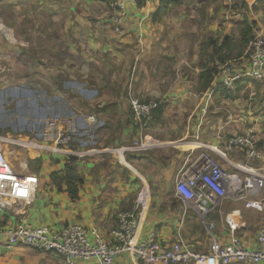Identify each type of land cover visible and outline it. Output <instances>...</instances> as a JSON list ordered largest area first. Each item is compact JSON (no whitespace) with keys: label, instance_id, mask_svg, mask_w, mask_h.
<instances>
[{"label":"crops","instance_id":"0c3cea01","mask_svg":"<svg viewBox=\"0 0 264 264\" xmlns=\"http://www.w3.org/2000/svg\"><path fill=\"white\" fill-rule=\"evenodd\" d=\"M110 2L0 0V26L27 33L24 42L31 49L40 45L50 49L55 38L65 50L87 58L88 74L82 77L104 80L90 86L79 83L84 86L82 95L87 94L93 102L88 105L92 109L86 113L71 110L70 117L62 121L63 129L76 135V149L71 148L75 143L63 145L57 137L49 146L62 145L66 154L45 146L35 150L31 160L40 157L39 182L32 203L26 207L27 217L34 226L53 231L78 224L90 238L96 235L111 243L116 213L134 210L141 189L143 207L140 211L137 208L141 239L154 235L166 246L176 240L178 231L191 249L207 252L206 231L197 212L186 208L175 194L174 180L180 168L209 150L224 169L240 177L245 167L264 172V83L241 80L233 98L217 86L221 67L237 72L248 65L249 45L241 40L244 19L251 24L255 38H264V0H179L169 4L162 17L158 12L161 0H141L137 6H126L120 33L111 25ZM36 15L45 18L44 24L40 25ZM37 33L44 34V43L35 41ZM6 42L1 34L0 43ZM211 65H216L217 73L205 85L202 75ZM128 85L141 100L158 102L153 119L145 125L138 126L132 118L124 94ZM57 127L51 121V131ZM249 131L255 133L260 154L253 160L240 148L227 146L230 137ZM139 136L157 144L141 153L116 150ZM66 166L75 167L74 198L64 182L58 186L50 178L53 172L65 174ZM253 198L262 199L257 195ZM231 210L241 214L238 235L242 243L253 245L263 224L255 229L263 219L240 199L228 198L211 209L208 219L214 223V234L221 243L228 241L224 216ZM2 214L3 225L15 223L11 211ZM75 262L89 264L83 259ZM0 264L65 263L56 252L15 246L0 248ZM113 264L145 263L122 253Z\"/></svg>","mask_w":264,"mask_h":264},{"label":"built area","instance_id":"2783aa9c","mask_svg":"<svg viewBox=\"0 0 264 264\" xmlns=\"http://www.w3.org/2000/svg\"><path fill=\"white\" fill-rule=\"evenodd\" d=\"M140 1L111 0V22L116 33L121 32L124 24L126 6H137ZM219 76L217 86L233 95L241 80L264 81V38L257 37L252 41L248 65L245 68L231 72L228 66L221 67ZM125 97L134 122L141 126L153 119L158 102L141 100L131 85L126 87ZM9 136L0 135V218L4 211H11L15 215V223L12 226H0V248L11 249L24 245L35 250L53 251L62 256L65 264H77V259L86 260L89 264H113L117 255L122 253L145 264H264V224L258 229L254 244L245 246L238 235L241 228L239 210H231L224 216L228 234L225 244L214 234V223L208 219L211 209L228 198L244 201L246 208L264 210V198H253L264 187V172L261 170L245 167V174L240 177L224 169L209 150L201 152L195 160L185 164L177 172L174 180L175 194L186 208L197 212L199 222L209 238L207 252L191 249L178 231L176 240L166 246L160 244L154 235L141 239L137 232L140 215L136 216L134 210H121L116 213L117 223L111 230L112 242L107 243L96 235L90 238L87 231L78 224H68L53 231L45 226H34L29 221L26 207L33 201L39 178L29 170L18 172L10 164L3 152V145H26ZM156 144L153 139L139 136L130 144L116 150L121 153H141ZM32 146L35 150L43 147L36 142ZM227 146L240 148L248 160L260 157L252 131L230 137ZM62 150L57 146L51 148L53 152ZM143 200L144 193L141 191L136 207L140 206L142 209Z\"/></svg>","mask_w":264,"mask_h":264},{"label":"rangeland","instance_id":"374dc122","mask_svg":"<svg viewBox=\"0 0 264 264\" xmlns=\"http://www.w3.org/2000/svg\"><path fill=\"white\" fill-rule=\"evenodd\" d=\"M36 16V19L40 20V25L44 24L45 18ZM10 18L13 17L10 16ZM51 25L55 26L56 23L53 22ZM0 33L7 40L3 45L0 43V134L10 135L9 137L14 140H18V137H25L32 143L42 144L47 147V150L52 147L49 144L55 143V138L59 137L56 140L61 144L73 145L75 143L71 147L75 150L76 135L71 133L68 128L64 130L62 121L70 117L71 110L75 113L76 110L85 113L91 110L92 108H89L88 105L93 102L88 99L87 94L82 95L81 88L92 84L97 85L98 82L103 84L104 80L92 81L82 77V74H88V64L84 61L87 58L65 50V47L55 38H53L50 49L45 50L42 45L31 49L24 42L28 39L27 33L12 32L2 25ZM34 36L38 44L44 43V34L41 36L37 33ZM56 36L59 37V33ZM46 41L51 43L49 39ZM79 83H83L84 86ZM223 91L228 97H235L226 90ZM51 121L55 126H59L52 131H50ZM74 121H76V117H74ZM60 124L62 125L60 126ZM253 134L255 133L253 132ZM27 147V145L10 144L8 145L10 153L6 156L18 172L29 170L37 173L40 159L32 161L36 151L35 149L31 150L35 153L32 155ZM58 152L67 153L64 150ZM71 152L75 155L80 154ZM73 170L75 172V167ZM140 193L141 189L135 198L136 216L139 215L137 208L139 211L141 210L140 206L136 207V200ZM257 197L264 198V187ZM256 212L261 214L259 217L263 220L256 229L254 228L255 230L264 224V210ZM101 239L105 241L103 237Z\"/></svg>","mask_w":264,"mask_h":264},{"label":"trees","instance_id":"16d2710c","mask_svg":"<svg viewBox=\"0 0 264 264\" xmlns=\"http://www.w3.org/2000/svg\"><path fill=\"white\" fill-rule=\"evenodd\" d=\"M161 1H162V5L160 6V8L158 10V12H160V17H162V15H164L166 13L169 4L176 3L179 0H161ZM254 39H255V36L252 35V26L246 19H244V24L241 27V40H242V42H245L247 44V46L249 45V49H247V57L249 56V54L251 52V43H252V41ZM224 65H226V63ZM216 73H217L216 65H213V66L211 65V66H208V67L205 68V70L203 72L204 76L202 75V77H204V79H206V84L205 85H208L209 82L212 81L213 76ZM245 80L252 81L250 79H244V81ZM253 82H256L258 84L259 83H264V81H253ZM137 125L139 126L138 123H137ZM60 147H63V146H60ZM68 158H70V160H73V161L76 159L73 156H68ZM37 159H40V157L39 158H35V160H37ZM65 171H66V173L63 174V175H59L58 173L53 172L50 175V178H51L52 182L56 183V185H58V186H60V184L62 182H64L65 185L67 186V191L74 198L75 195H76V185H77V183H76V181L74 179L73 166H66ZM2 215H1V218H0V226H6V225H3L5 223V221H3L4 218L2 217ZM188 264H191V263H188Z\"/></svg>","mask_w":264,"mask_h":264},{"label":"bare ground","instance_id":"6f19581e","mask_svg":"<svg viewBox=\"0 0 264 264\" xmlns=\"http://www.w3.org/2000/svg\"><path fill=\"white\" fill-rule=\"evenodd\" d=\"M55 128V127H54ZM48 131V130H47ZM51 131V130H50ZM18 140H20L21 142H24L28 147V149L30 150V153L32 154V155H34L35 153H33L31 150H33V146H32V142H30V141H28V139L27 138H25V137H19V139ZM3 152H4V154L5 155H7L8 153H10L9 152V148H8V146L6 145V144H4L3 145ZM21 153V152H20ZM18 154V153H17ZM13 155V154H12ZM8 156V155H7ZM21 157V156H20ZM8 158V157H7ZM20 159V158H19ZM9 160V159H8ZM16 161V160H15ZM19 165V164H18Z\"/></svg>","mask_w":264,"mask_h":264},{"label":"clouds","instance_id":"9594fccd","mask_svg":"<svg viewBox=\"0 0 264 264\" xmlns=\"http://www.w3.org/2000/svg\"><path fill=\"white\" fill-rule=\"evenodd\" d=\"M126 90V89H125Z\"/></svg>","mask_w":264,"mask_h":264}]
</instances>
